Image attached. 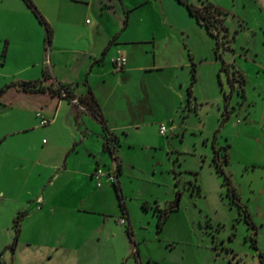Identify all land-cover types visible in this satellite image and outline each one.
Here are the masks:
<instances>
[{
    "label": "rangeland",
    "instance_id": "374dc122",
    "mask_svg": "<svg viewBox=\"0 0 264 264\" xmlns=\"http://www.w3.org/2000/svg\"><path fill=\"white\" fill-rule=\"evenodd\" d=\"M188 1L220 7L224 27L220 28L217 41L194 17L175 13L181 26H165L166 33L172 36V41L166 40V52L172 56L170 61H184L183 66L131 69V75L125 78L126 88L139 95L136 104L143 109L149 98L158 117L171 115L169 120L160 121L168 125L171 121L173 128L161 134L159 120L148 118L121 135L123 200L131 214L139 249L143 255H154L150 262L143 258L142 264H264V0ZM150 2L147 4L159 8L163 5L171 12L180 6L176 0ZM27 6L24 0H0V37L6 33L11 36L7 60L16 75L25 73L21 72L23 64L48 57L52 46L51 43L45 49V28ZM118 12L117 9L111 15ZM133 15L139 23L138 14ZM74 19L81 27V17L76 14ZM73 38L58 42L77 45L76 36ZM4 41H0L2 47ZM139 61L144 64L147 60L140 57ZM191 61L196 79L192 84L194 98L187 104ZM223 62L227 64L223 66ZM33 66L36 65L32 69ZM64 70L75 74L70 67ZM239 70L246 78L244 84ZM171 80L176 83L174 94L167 86ZM179 82L182 97H178ZM148 83L152 90L149 88L147 93ZM225 110L228 116L223 120ZM19 137L29 138L37 145L39 139L47 136L31 128L0 144V187L11 186V193L22 200L27 189L33 193L40 187L41 176L36 169L29 173L30 164L13 157L19 148ZM228 143L229 162L223 164L220 172L213 156L215 149ZM224 174L238 190L255 228L232 200ZM7 197L0 203V264H65L67 252L56 250L60 243L76 245L80 253L92 247L96 233L90 229L88 214L80 215L71 234H61L67 227L64 220L53 223L47 215L45 234H18L19 242L16 240L13 245L11 213L23 201ZM173 200L178 206L169 212L159 229L155 206L165 207ZM106 201L104 212L111 214V220L101 234L115 232L121 246L127 232L118 231L116 226L125 230L127 224L118 221L115 193ZM252 236L256 237L255 245ZM44 243L48 246L44 247ZM131 249L130 257L134 253ZM46 251L52 256L48 257ZM107 258L94 264L107 263ZM124 264H132V259Z\"/></svg>",
    "mask_w": 264,
    "mask_h": 264
},
{
    "label": "crops",
    "instance_id": "0c3cea01",
    "mask_svg": "<svg viewBox=\"0 0 264 264\" xmlns=\"http://www.w3.org/2000/svg\"><path fill=\"white\" fill-rule=\"evenodd\" d=\"M150 1L33 0L52 27V46L48 57L23 64L21 72L25 73L19 75H16L13 65L7 60L11 36L6 33L0 37V41L5 40L3 47L0 44V87L16 80L40 78L42 68L47 64L52 73V78L47 83L56 89L53 92L49 89L26 91L10 85L0 96V144L14 134L24 133L31 128H36L47 136L46 139H39L37 145L29 138H17L19 148L13 155L18 161L30 164L29 173L36 169V174L41 176L40 187L32 191L33 193L27 189L26 196L20 200L11 193V186H1L0 203L7 196V199L13 201H23L22 205L11 213L13 222L16 214L24 211L19 235L45 234L47 215L52 217L53 223L64 220L67 227L61 234H71L80 215H90V229L96 233L93 234L95 237L93 236L92 247L87 252L80 253L76 245L60 243V248L57 247L56 250L67 252L68 262L65 264H94L98 259L102 261L107 256L110 260L107 258V263L104 264H124L129 258L132 259V264H142L143 258L149 262L154 260V255H143L138 247L139 241L136 234H133L131 214L125 201V207L121 208L118 200L119 214L126 216L132 234H123L125 238L121 246L115 232L101 234L111 220V214L104 212L106 200L113 193L116 196L117 194L114 184L108 182L105 176L101 177L100 184L93 176L97 166L107 167L111 163V154L105 148L104 141L106 135L112 132L119 142L115 150L120 163L116 180L123 193L120 183V175L123 172V160L120 155L121 135L126 133L128 127L141 126L148 118L159 120L160 123L163 118L169 120L171 117L169 113L165 117H158L149 98L147 106L143 109L137 105L139 95L126 88L125 78L131 75V69L150 71L164 66H183L181 64L184 63L181 62L184 61H170L172 56L166 52V40L169 38L172 41V36L166 33L165 26H181L175 13L180 16H194L177 0L180 6H175L173 12L163 5L159 8L153 3L147 4ZM144 4L148 6H143ZM117 9L119 12L113 17L111 13ZM134 13L138 14L139 23L134 21ZM76 14L81 17V27L74 19ZM75 36L77 45L58 42L59 39L73 40ZM118 53L124 54L127 61L121 70L114 69L112 62V57ZM140 57H144L146 63H140ZM32 65L36 66L32 69ZM68 67L75 74L65 72L64 69ZM59 83L66 84L71 96L77 98L84 95L89 87L100 105L104 121L80 104L74 103L70 96L63 95L62 90L58 91ZM175 84L174 80H171V84L167 85L173 94ZM178 84V97H182V83ZM149 88L151 89V86L148 83L147 93L152 90ZM171 107L174 111V100ZM37 111L50 118V122L41 125ZM228 148L229 143L226 148L229 158ZM30 220L36 223L32 224ZM116 227L122 233L127 232L122 226ZM18 240L19 236L17 243ZM130 242L134 244L132 249ZM43 245L48 246L46 243ZM15 249L16 247L12 251ZM130 249L135 253H132L131 257ZM46 253L48 257L52 256L50 251Z\"/></svg>",
    "mask_w": 264,
    "mask_h": 264
},
{
    "label": "trees",
    "instance_id": "16d2710c",
    "mask_svg": "<svg viewBox=\"0 0 264 264\" xmlns=\"http://www.w3.org/2000/svg\"><path fill=\"white\" fill-rule=\"evenodd\" d=\"M178 2L182 3L188 12L195 17V19L202 25L206 27L209 33L216 36L218 41V34L221 27H224L223 19L221 14H223V10L212 4V3H202L201 5H194L193 3L189 2L188 0H177ZM24 2L28 5V7L33 11L38 21L43 24L45 28V49H47L48 45H50L52 41V27L49 24V22L45 19L41 11L38 9V7L35 5L33 0H24ZM126 13V10H125ZM127 15V13H126ZM125 15V22L127 19V16ZM227 63L223 62V66H225ZM222 66V67H223ZM190 81L188 86L186 87V101L187 104L194 98L193 92H192V84L196 79V69L194 63L191 61L190 64ZM240 80L241 83H245L246 78L242 71L239 70ZM52 78V73L50 72V69L48 68L47 64H44L42 68V76L40 78H32V79H22V80H16L14 82L6 83L5 85L0 87V96L2 93L9 87L10 85L18 86L19 88L26 90V91H41L45 89H49L50 91H55L56 89H53L47 81ZM243 90V86L241 87ZM57 90H65L68 96H71L68 87L66 84L59 83L57 86ZM226 96V95H225ZM73 97V96H72ZM79 103L81 106H83L86 110L90 111L92 114H94L96 117H98L100 120L104 121L100 105L94 96V93L92 90L88 87L87 92L78 97ZM228 113L227 110H225L223 114V120L227 118ZM109 137L112 139V147L113 149H110V152L113 153L117 146H118V139L115 134L112 132H109ZM104 146L106 149H108V144L104 141ZM222 149H215V153L213 156V160L215 162V165L217 169L220 172H223V164L227 163L229 161L228 158V152L226 150L227 144L221 147ZM115 153V152H114ZM116 156V155H115ZM117 157V156H116ZM120 171V163H118V172ZM225 179L224 182L228 184V193L230 194L232 200L238 205L239 209H241L244 212L245 218L248 221V223L255 228V223L251 217L250 211L248 210L247 206L241 201L240 194L236 187L231 183L230 177L226 174H224ZM114 188L116 190V194L118 196L119 204L121 208H124V200L123 195L118 183V180H116L114 183ZM143 207H146L145 204H142ZM178 203L176 200L170 201L167 203L165 207H159L155 206V210H157V226L160 229L169 212L175 208H177ZM24 214V211H20L16 214V216L13 218V228H14V242L15 244L18 236V231L20 228V222L22 219V216ZM127 234H132L131 229L129 225L126 227ZM253 238V245H255L256 237L252 236Z\"/></svg>",
    "mask_w": 264,
    "mask_h": 264
},
{
    "label": "built area",
    "instance_id": "2783aa9c",
    "mask_svg": "<svg viewBox=\"0 0 264 264\" xmlns=\"http://www.w3.org/2000/svg\"><path fill=\"white\" fill-rule=\"evenodd\" d=\"M112 62L114 65V69L121 70L124 67V64L126 63V56L124 54L118 53L112 57ZM62 93L63 95H67L65 90H62ZM70 98L74 103L80 104L77 97L70 96ZM36 114L40 117L39 122L41 125H44L50 122V118L42 116L39 111H37ZM172 128H173V124L171 123V121L169 125L166 122L162 121L159 123V126H158V130L161 134H166L168 130H171ZM105 142L108 144V147H109L108 151L110 152V149H113V147H112V139L109 137V134L106 135ZM114 152L113 153L110 152L112 160L109 166L107 167L97 166L95 168L93 172V176L97 179L98 184H100L102 176H105L106 180L109 182L114 183L116 181L117 174H118L119 160L115 156ZM118 221L122 225H125V224L128 225V220L124 214L118 217Z\"/></svg>",
    "mask_w": 264,
    "mask_h": 264
}]
</instances>
